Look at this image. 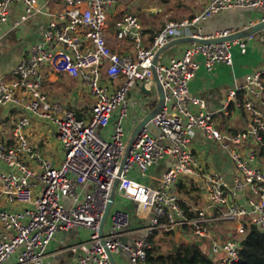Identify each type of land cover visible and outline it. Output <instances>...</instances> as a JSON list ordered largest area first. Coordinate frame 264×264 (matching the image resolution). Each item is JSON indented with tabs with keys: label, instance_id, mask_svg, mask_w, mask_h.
<instances>
[{
	"label": "built area",
	"instance_id": "2783aa9c",
	"mask_svg": "<svg viewBox=\"0 0 264 264\" xmlns=\"http://www.w3.org/2000/svg\"><path fill=\"white\" fill-rule=\"evenodd\" d=\"M119 0H64L63 9L50 12L43 37L33 43L15 65L10 77L0 76V106L19 109L13 141L0 128V200L20 206L0 209V264H47L56 238L67 237L73 228H84L89 238L65 246L77 254V264H112L126 253L129 264H149L147 249L155 231L192 233L209 242L217 264H235L240 242L222 237L214 226L234 221L243 238L247 226L264 230V164L255 165L264 151V65L247 75L244 84L230 91L222 116L231 106L247 118L243 129L220 128L221 111H209L204 99L191 94L190 82L202 63L208 70L217 64H234L233 48L246 52L256 34L228 41L189 42L180 56L167 61L160 56L155 65L165 90L162 110L140 130L122 165L129 139L127 118L135 125L151 110L142 105L131 116L138 90L141 96L158 94L153 60L175 38H221L240 29L225 28L205 35L202 22L236 10H259L264 19V0H208L191 18L168 22L144 45L145 27L133 12L115 22L119 41L130 40L133 53L114 50L108 41L110 12ZM20 8V11H16ZM40 11L38 0H0V43L10 31ZM202 56V62L199 60ZM44 71L67 73L81 81L94 99L90 112L78 116L74 110L48 96L42 87ZM145 84L150 94L143 93ZM156 102V104H157ZM42 117L55 127L54 137L63 149V161L55 165L28 138L32 118ZM129 138V139H128ZM197 138L217 144L240 172L229 185L215 168L205 167L194 153ZM220 144V147L218 146ZM172 162L156 185L143 182L149 171L165 157ZM192 177L206 190L210 205L193 208L190 217L180 201L179 184ZM118 180L116 201L108 219V232L99 235V224ZM136 204L148 216L130 237L132 214L118 202ZM145 232L144 236H140ZM105 243H104V241Z\"/></svg>",
	"mask_w": 264,
	"mask_h": 264
},
{
	"label": "crops",
	"instance_id": "0c3cea01",
	"mask_svg": "<svg viewBox=\"0 0 264 264\" xmlns=\"http://www.w3.org/2000/svg\"><path fill=\"white\" fill-rule=\"evenodd\" d=\"M161 1L167 4V8L162 10L160 8L154 7L151 9L153 13L152 19H146L142 21L146 33L143 42L144 45H150L154 34L159 31L160 28H163L168 22L173 21L172 19L191 18L203 10L208 3V0H192L194 3L192 4L189 0H186V10H181L179 7L177 9L174 5L175 2H171V0ZM126 3L127 0H119L116 7L110 12L107 35L109 44L114 50L121 53H133L130 40L119 41L115 36V22L123 17L125 13L129 12L126 8ZM38 4L40 11L36 15L25 21L17 29L8 32L3 37L0 43V76L7 78L11 76V71L22 59V57L27 54L29 47L43 37L50 18L49 13L55 10L63 9L65 6L64 0H38ZM16 11H20V8H16ZM252 11L256 12L255 17L248 18V20L245 22H241V17H238L240 23L238 22L237 24L227 23L226 18L228 16L225 15L227 13H244L243 10L225 12V14L222 13L220 15H216L211 19L202 22L201 26L203 28V32L205 34H210L219 29H237V27L245 26L248 22H256L261 18L262 13L259 10ZM161 22L162 24L160 25ZM256 36L257 38L255 37L252 41L254 42L253 44L252 42L247 43V49L245 53L241 51L238 45L233 48V66L220 63L217 64L214 69L208 70L202 63L201 68L198 70L196 76L189 84L191 94L204 99L209 111L220 112L222 110L219 115L222 118L221 123L224 126H229L227 128H232L234 130L241 129L247 125V118L245 114H243L242 111L237 110L234 105L231 106L230 116H222V113L225 110L224 108L228 101L230 91L236 88L238 85L244 84L247 75L260 66L264 65V34L262 32L260 34H256ZM259 41L262 42L261 45L259 44ZM255 44H258L257 46L259 49L253 52L254 46H256ZM186 46L187 43H182L168 48L165 51H167L169 54H174L166 56L163 58V60L167 61L173 56H180ZM248 54H251V56L248 57ZM199 60L202 62V56H199ZM66 79H72L75 83L78 82V79L67 73L44 71L41 75L42 87L45 89L46 83H50L51 87L55 91V95L59 96V98L53 96H51V98H54V100L59 101L60 103L62 100H64V104L63 102L62 104L65 107H69L74 110L75 113L80 117L88 114L94 102L90 90L87 88L88 90L86 89L87 91L85 94L86 96H89L90 103L85 100L82 101V98L80 100L73 99L67 94L69 88L66 86H68L69 83L66 82ZM63 91H66L65 94L67 99L61 97ZM20 113H24L22 108L15 109L0 106V128L8 137L9 142L13 141L15 121L19 118ZM134 123L135 125H133V127L135 128L139 123L138 118L135 117ZM25 132L27 133L30 141L39 150H41L46 157L53 160L55 165H60L62 163L64 153L61 145L54 137L55 127L52 122L42 117L33 116L32 123L26 127ZM132 132H130L129 135H131ZM193 147V151L196 155H202L205 167L212 168L208 166V163H216L215 169L222 174L224 180L229 185H232L235 178L241 175L229 156L225 154L224 151L220 150V148L217 149V144L215 142L197 138V140H195L193 143ZM171 162L172 158L170 156L165 157V159L162 160L158 165L150 169L148 176L143 178L142 181L150 185H156L157 180L155 177L157 176L158 178L164 172H166L170 167ZM254 163L257 166H262L264 164L263 152H259L257 154V158ZM180 190L186 191L187 197L182 198L181 195L180 197L181 200L186 203V207L190 208L192 211H194L193 208L195 207H206L210 205L205 188L197 184L196 179L192 177H183L179 186V191ZM118 202L122 203L123 207L131 213L136 210V204L134 202L120 198L118 199ZM19 207L20 206L7 203L5 200H0V209H12ZM138 225L139 224L134 226L131 223L129 230H125L127 232L133 231V233L131 232L129 234L130 237H127L126 240L131 241L132 239H136L135 237H138L134 235V230H136ZM220 225L221 227L218 230L217 228ZM214 228L222 237H224L226 234L229 237L241 236V234L237 231L238 225L234 221L217 223ZM83 233H86V230L84 228H79L78 235L71 231L67 237L56 238L50 247L49 252L53 255L48 258L47 264H77V254L65 249V246L85 240V238H81ZM158 239H160V237H157V240ZM162 240V244L164 245V248L162 249L164 252H166L168 249V240L170 242V246L173 244L175 249L178 248L181 264H199L203 251L208 255L212 254L210 251L209 242L204 239L196 238L190 232H170L166 237H162ZM116 258L119 264H129L126 253L118 255ZM213 258L216 260L214 256Z\"/></svg>",
	"mask_w": 264,
	"mask_h": 264
},
{
	"label": "rangeland",
	"instance_id": "374dc122",
	"mask_svg": "<svg viewBox=\"0 0 264 264\" xmlns=\"http://www.w3.org/2000/svg\"><path fill=\"white\" fill-rule=\"evenodd\" d=\"M189 1L192 4H194L192 2V0H189ZM171 2H175L174 5H175V7L177 9L179 7L181 10L182 9L186 10L185 9V6H186L185 5V2H186V0H171ZM154 7L155 8H160V9L164 10V9L167 8V4L165 2H162L161 0H127V3H126V8L128 9V11L135 13L139 17V19H140L141 22L143 20H146V19H152V17H153L152 14L153 13H152L151 9H153ZM238 10H240V9H238ZM243 11H244V13L243 12L242 13H240V12H238V13H227L225 15V16H228L226 18V22L227 23H231V24H237L239 22V18L238 17H241L240 18L241 19V22H245V21L248 20V18H251V17H255L256 16V12L255 11H252V10L251 11H246L245 9H243ZM178 19H180V18H176V19H172V20H178ZM161 24H162V22L160 23V25ZM263 34H264V32H263ZM256 38H257V36H256ZM251 42L252 41H250V43ZM253 43L254 42H252V44ZM259 44L261 45L262 42L259 41ZM255 45L256 46H254L253 52H255V51H257L259 49L258 46H257L258 44H255ZM173 54L174 53H170L169 54V53H167V51H164L162 53V58H165L166 56H170V55H173ZM247 56L249 57V56H251V54H248ZM66 82L69 83L68 86H66L67 88H69L68 91H67V94L71 98L76 99V100H80L82 98V101L85 100L88 103H90L89 96H86L85 95L86 94V91L88 89L81 85L82 84L81 81L78 80L79 83L78 82L75 83L72 79H68V80L66 79ZM45 89H46V91H48L47 93H48V96L50 98H51V96L59 98L58 95H55V91L51 87L50 83H48V82L46 83ZM65 92L66 91H63L62 92L61 97H63L64 99H67V96H66ZM131 97L134 98V102H133V105L131 107L132 108V114H131L132 117L137 115V111L136 110L141 109L142 105H147L148 106V110H151L156 105V102H157V96H156V94H152L150 97L145 96V95L144 96H141L140 93L138 92V90L134 91L131 94ZM52 99H54V98H52ZM63 101L64 100H62V102ZM92 102H93V100H92ZM63 104H64V102H63ZM217 125L220 128H223V129H226L227 127H229L227 125L224 126L221 123V119L220 118L217 119ZM126 126H127V129L129 130V132H132L133 131L134 127L132 125L131 118H127V124H126ZM243 128H241V129H243ZM237 130H239V129H237ZM218 146L220 147V144L219 143H218ZM217 149H219V148H217ZM214 151H215V149H214ZM59 155H60V153H59ZM199 155H200V160L203 161L202 155L201 154H199ZM208 166L209 167H212V168H215L216 163H210L209 162L208 163ZM179 192H180V195H181L182 198L183 197H187V193H186L185 190H180ZM131 214H132V224L134 226H136L137 224H139L138 226H142V224L144 223V221H146V220L148 221V216H144L143 214L138 213L136 210H134ZM220 227H221V225L218 226L217 229L219 230ZM106 229H107V232H108V224L106 225ZM216 232H217V230H216ZM81 238H89V234L87 233V230H86V233H83L81 235ZM234 239L237 240L238 242H241L242 237L241 236H235ZM116 257H118V256H116Z\"/></svg>",
	"mask_w": 264,
	"mask_h": 264
},
{
	"label": "water",
	"instance_id": "95a60500",
	"mask_svg": "<svg viewBox=\"0 0 264 264\" xmlns=\"http://www.w3.org/2000/svg\"><path fill=\"white\" fill-rule=\"evenodd\" d=\"M236 11V10H234ZM240 27H237V29H239ZM236 29V30H237ZM264 32V19L262 20H258L256 21L252 26L248 27L247 29H240L228 36L225 37H221V38H198V37H191V36H185V37H180V38H175L173 40H171L165 47L160 48V50L157 52L154 60H153V66H152V70L154 73V81L156 83V91L158 94V102L156 104V106L154 107L153 110H151L146 116H144L139 123L136 125V127L134 128L131 137L129 139V143H128V147L125 153V156L123 157L122 160V165H124L126 158L128 157V151L133 143L134 138L136 137V135L140 132V130L147 124V122L152 119L153 117H155L164 107L165 104V90L163 89L162 84L160 83V80L157 76L156 73V68L155 65L157 64L160 56L162 55V53L167 50L168 48H171L177 44H182V43H189V42H198V43H212V42H220V41H228V40H233V39H239V38H245L254 34H260ZM210 34H205V35H211ZM141 90L143 93L146 94H150L151 90L147 89L145 84L141 85ZM117 187H118V180L115 181L114 186H113V190L111 193V196L109 197L107 204L105 206L100 224H99V235L103 238L104 237V233L106 230V225L108 223V219H109V215L110 212L115 204L116 201V191H117ZM72 232H74L75 234H79V228L75 227L72 229ZM144 234H146L145 232H141L139 235L140 236H144ZM65 237V235H64ZM104 241V240H103ZM105 243V241H104ZM108 252V256L109 259L111 261L112 264H119L117 261L116 256L111 253V251L109 249H107ZM210 257L213 258V254L209 255Z\"/></svg>",
	"mask_w": 264,
	"mask_h": 264
},
{
	"label": "trees",
	"instance_id": "16d2710c",
	"mask_svg": "<svg viewBox=\"0 0 264 264\" xmlns=\"http://www.w3.org/2000/svg\"><path fill=\"white\" fill-rule=\"evenodd\" d=\"M245 10L248 11V9ZM236 11H238V9H236ZM161 29L162 28H160L159 31ZM181 204L190 217L196 214L190 208L186 207V203L183 200H181ZM168 233L170 232L155 231L150 237L151 245L147 249V262L149 264H181L178 248L175 249L173 244L170 246L169 240L167 251L164 252L162 249L164 248L162 237H166ZM157 237H160V239L157 240ZM240 248L239 259L235 264H264V230L259 229L255 225L247 226L246 233L240 242ZM199 264H216V260L203 251Z\"/></svg>",
	"mask_w": 264,
	"mask_h": 264
},
{
	"label": "bare ground",
	"instance_id": "6f19581e",
	"mask_svg": "<svg viewBox=\"0 0 264 264\" xmlns=\"http://www.w3.org/2000/svg\"><path fill=\"white\" fill-rule=\"evenodd\" d=\"M179 20V19H178ZM181 183V182H180ZM180 201H181V197H180Z\"/></svg>",
	"mask_w": 264,
	"mask_h": 264
}]
</instances>
